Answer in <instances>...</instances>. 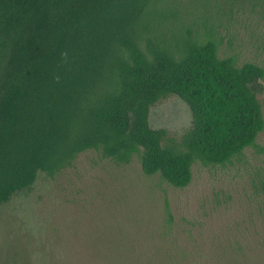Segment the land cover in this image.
Segmentation results:
<instances>
[{
    "label": "trees",
    "instance_id": "16d2710c",
    "mask_svg": "<svg viewBox=\"0 0 264 264\" xmlns=\"http://www.w3.org/2000/svg\"><path fill=\"white\" fill-rule=\"evenodd\" d=\"M166 1L0 0V208L90 150L138 157L146 175L183 188L196 163L225 166L257 147L264 67L221 56L211 31L167 36ZM173 95L193 117L180 142L149 122ZM232 251L224 264L250 257Z\"/></svg>",
    "mask_w": 264,
    "mask_h": 264
},
{
    "label": "rangeland",
    "instance_id": "374dc122",
    "mask_svg": "<svg viewBox=\"0 0 264 264\" xmlns=\"http://www.w3.org/2000/svg\"><path fill=\"white\" fill-rule=\"evenodd\" d=\"M166 35L205 37L221 56L264 67V9L256 0H167ZM172 11V12H171ZM263 106L264 92L259 94ZM149 122L180 142L192 127L189 105L169 96ZM264 131L257 147L225 166L196 163L174 187L146 175L141 161L118 164L90 150L72 166L0 208V264H224L246 248L256 264L264 239ZM263 260V258H262ZM149 262V263H148Z\"/></svg>",
    "mask_w": 264,
    "mask_h": 264
}]
</instances>
